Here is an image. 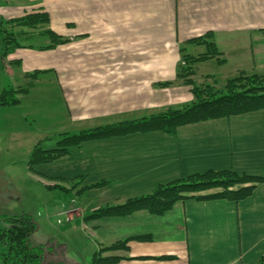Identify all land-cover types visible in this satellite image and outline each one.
<instances>
[{
  "label": "crops",
  "instance_id": "crops-1",
  "mask_svg": "<svg viewBox=\"0 0 264 264\" xmlns=\"http://www.w3.org/2000/svg\"><path fill=\"white\" fill-rule=\"evenodd\" d=\"M40 13L49 15L51 31L73 39L66 48L24 45L4 54L0 35V93L27 90L0 111H20L6 120L7 132L31 142L30 157L36 146L44 150L51 132L61 136L58 144L64 135L192 104V87L177 74L182 56L206 53V42L221 55L195 65V86L221 90L242 72L264 75V0H0V31L7 24L15 38L48 42L47 34L27 35V18ZM56 161L69 167L52 177V187L65 193L59 208L77 203L81 210L63 228L78 225L98 237L94 254L130 240L127 250L105 256L119 257L116 264H260L264 258V184L239 201L186 199L162 216L140 211L87 220L190 175L231 170L264 177V110L174 133L88 141ZM87 191H99L101 204L81 207L77 196Z\"/></svg>",
  "mask_w": 264,
  "mask_h": 264
},
{
  "label": "trees",
  "instance_id": "trees-1",
  "mask_svg": "<svg viewBox=\"0 0 264 264\" xmlns=\"http://www.w3.org/2000/svg\"><path fill=\"white\" fill-rule=\"evenodd\" d=\"M37 21L39 23H49L50 17L47 13H40L29 16L26 23L31 24ZM46 34L50 36L54 44L45 49L67 43V39L52 31H46ZM0 35L2 41H5L4 29H1ZM193 42L202 44L206 41L196 39ZM5 46L4 54H7L9 53V45L6 43ZM206 46L209 50L206 53L198 56L183 55L182 64L179 66L177 78L182 79L192 87L195 102L191 105L181 109H171L163 114L134 122L90 129L77 135H64L58 142L57 148L53 150L45 151L36 146L32 152L30 164L54 162L69 155L72 147L80 146L88 141L136 132L161 131L174 133L183 126L264 110V75H247L242 72L227 80L221 90H217L212 86H195L193 84L190 77L195 74V65L221 55L214 42H206ZM169 85L170 83L161 84L163 87ZM24 91L27 90H8L0 93V106L18 103L19 100L15 96L17 93ZM105 183H98L95 187L103 186ZM258 184H264V177L238 174L231 170L208 171L160 185L151 194L131 198L122 204L100 208L87 217V220L126 218L140 211L162 216L178 202L186 199L239 201L249 197ZM38 229L39 225L31 215L23 214L20 217L13 218L0 216V260L2 263L42 264L44 247L32 246L30 243L31 236ZM129 241H119L110 247L102 248L94 254L92 264H116L120 261V258L105 256V253L127 250ZM260 264H264V258L260 261Z\"/></svg>",
  "mask_w": 264,
  "mask_h": 264
},
{
  "label": "rangeland",
  "instance_id": "rangeland-1",
  "mask_svg": "<svg viewBox=\"0 0 264 264\" xmlns=\"http://www.w3.org/2000/svg\"><path fill=\"white\" fill-rule=\"evenodd\" d=\"M49 24L50 21L49 23H39L37 21L36 23L27 24V35L46 34V31H51ZM4 30V47H6L7 43L9 52L24 45L45 49L54 44L51 40L48 42L43 39L30 40V36L28 39L22 36L15 38L14 33L17 30L10 29L7 24H5ZM62 37L67 39V43L60 46L66 48L73 39ZM161 84L164 83H159L158 86L163 87ZM222 87L223 84H219L218 88L221 89ZM187 106H182L181 108ZM171 109L174 108L152 116L163 114ZM19 115L20 111L15 109H13L12 113L11 111H0V216L13 218L27 214L34 217L39 229L31 236L30 243L32 246L44 247L45 252L42 264H92L93 254L98 248L97 243H100L99 238L92 237L89 235L90 233L85 234L84 230L78 225L77 229L75 226L66 230L63 228L64 223H67L65 219L67 221L73 220L75 215L81 214V210L77 203L66 204L59 208L66 201L62 198L65 193L52 187L55 183L52 179L53 175L68 173L69 167L65 161L30 164L31 157L28 155L27 150L31 142L27 141L26 138L13 140L12 136L7 132L8 123H6V120H10L9 117L11 118L12 116L19 117ZM48 135L41 144L44 150L56 148L58 146L57 140L61 138L60 136L57 139L54 132ZM67 184V182H60V185L63 186H67ZM77 197L80 206L84 207V209H88V205L92 202H94V205H100L103 201L99 191H87L83 196ZM92 209L90 208V211ZM63 213L66 214L62 215ZM59 220L62 223L59 224ZM0 264H3L1 260Z\"/></svg>",
  "mask_w": 264,
  "mask_h": 264
},
{
  "label": "built area",
  "instance_id": "built-area-1",
  "mask_svg": "<svg viewBox=\"0 0 264 264\" xmlns=\"http://www.w3.org/2000/svg\"><path fill=\"white\" fill-rule=\"evenodd\" d=\"M64 214H66V213H63L62 215H64ZM58 222H59V224H60V223H62V221H61V220H59Z\"/></svg>",
  "mask_w": 264,
  "mask_h": 264
}]
</instances>
